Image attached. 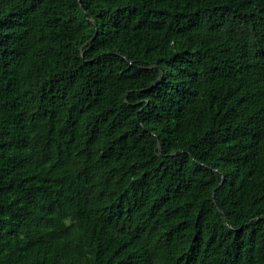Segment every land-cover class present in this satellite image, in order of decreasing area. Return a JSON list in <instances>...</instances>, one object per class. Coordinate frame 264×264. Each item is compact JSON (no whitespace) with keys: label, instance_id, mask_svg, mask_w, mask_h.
I'll list each match as a JSON object with an SVG mask.
<instances>
[{"label":"trees","instance_id":"1","mask_svg":"<svg viewBox=\"0 0 264 264\" xmlns=\"http://www.w3.org/2000/svg\"><path fill=\"white\" fill-rule=\"evenodd\" d=\"M0 264H264V0H0Z\"/></svg>","mask_w":264,"mask_h":264},{"label":"rangeland","instance_id":"2","mask_svg":"<svg viewBox=\"0 0 264 264\" xmlns=\"http://www.w3.org/2000/svg\"><path fill=\"white\" fill-rule=\"evenodd\" d=\"M47 231H48V228H46V227H42V228L40 229V234H39V235H40L41 237H45Z\"/></svg>","mask_w":264,"mask_h":264}]
</instances>
